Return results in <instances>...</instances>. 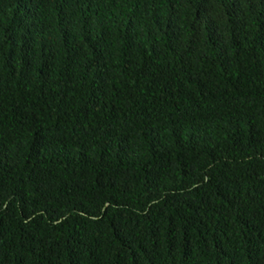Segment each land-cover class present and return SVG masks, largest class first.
Returning <instances> with one entry per match:
<instances>
[{"label":"trees","instance_id":"16d2710c","mask_svg":"<svg viewBox=\"0 0 264 264\" xmlns=\"http://www.w3.org/2000/svg\"><path fill=\"white\" fill-rule=\"evenodd\" d=\"M0 264H264V0H0Z\"/></svg>","mask_w":264,"mask_h":264}]
</instances>
